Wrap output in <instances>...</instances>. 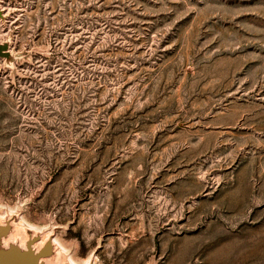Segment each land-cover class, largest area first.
Masks as SVG:
<instances>
[{
    "label": "rangeland",
    "instance_id": "374dc122",
    "mask_svg": "<svg viewBox=\"0 0 264 264\" xmlns=\"http://www.w3.org/2000/svg\"><path fill=\"white\" fill-rule=\"evenodd\" d=\"M0 43L3 246L264 264V0H0Z\"/></svg>",
    "mask_w": 264,
    "mask_h": 264
},
{
    "label": "water",
    "instance_id": "95a60500",
    "mask_svg": "<svg viewBox=\"0 0 264 264\" xmlns=\"http://www.w3.org/2000/svg\"><path fill=\"white\" fill-rule=\"evenodd\" d=\"M7 49L6 44L0 43V55ZM9 233L7 227H0V254L2 250L8 247L7 253L0 257V264H43L44 259L50 256L52 251V240L49 239L42 246L38 247L35 244L34 239H29L26 242L22 241V244H17L16 248L9 246H3V239L5 235ZM18 240V239H17Z\"/></svg>",
    "mask_w": 264,
    "mask_h": 264
},
{
    "label": "bare ground",
    "instance_id": "6f19581e",
    "mask_svg": "<svg viewBox=\"0 0 264 264\" xmlns=\"http://www.w3.org/2000/svg\"><path fill=\"white\" fill-rule=\"evenodd\" d=\"M9 216H10V215H9ZM20 218H21V217H20ZM19 220H20V219H19ZM19 220H18V221H19ZM22 221H23V219H22ZM15 223H16V222H15ZM18 223H19V222H18ZM16 224H17V223H16ZM19 224H22V223H19ZM27 228H28V227H27ZM33 228H34V227H33ZM19 229H20V228H19ZM35 229H36V228H35ZM40 230H41V229H40ZM23 235H24V234H23ZM55 236H56V235H55ZM12 237H15V235L13 234ZM24 237H25V236H24ZM42 237H43V236H42ZM44 237H45V236H44ZM44 240H45V239H44ZM44 240H43V241H44ZM55 241H56V239H55ZM53 242H54V241H53ZM39 243H40V242H39ZM42 244H43V243H42ZM56 244H57V243H56ZM58 257H59V256H58ZM89 261H90V260H87L86 263H88ZM70 263H71V264H77V262H76L75 260H73L72 258H70Z\"/></svg>",
    "mask_w": 264,
    "mask_h": 264
}]
</instances>
